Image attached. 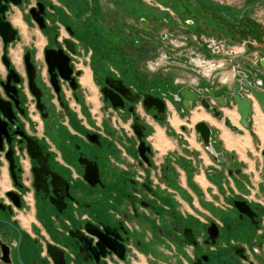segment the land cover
I'll list each match as a JSON object with an SVG mask.
<instances>
[{"label": "flooded vegetation", "instance_id": "af4514ba", "mask_svg": "<svg viewBox=\"0 0 264 264\" xmlns=\"http://www.w3.org/2000/svg\"><path fill=\"white\" fill-rule=\"evenodd\" d=\"M69 1L0 0V20L14 31L10 42L0 36V264H158V247L169 250L174 245L182 250L183 264H264V200L233 197L225 206L235 214L231 224L211 218L194 225L178 219L175 211L163 214L159 195L175 198L179 162L167 152L154 168L151 142V121L175 138L170 126L173 110L183 120L176 138L185 140L183 134L195 133L212 161L209 177L240 176L236 156L222 147L218 132L204 120H192L201 118L200 109L216 119H221L223 108L231 115L228 110L237 111L232 99L220 106L215 98L232 90L239 71L264 91V81H252L240 67L238 59L248 47L226 54L227 37L218 32L198 35L189 28H202L199 22H204L206 29L211 21L222 30V17L209 11L196 24L154 0H130L132 5L115 0L112 7L104 0ZM137 8L142 16H135ZM248 8L233 19L243 18ZM33 26L39 38L33 45L22 44L16 53L19 28ZM239 30L242 26L232 25L234 37ZM192 45L213 49L216 67L206 71L198 62L197 70L191 64L182 66L176 58L191 59ZM46 50H52L51 68ZM262 58L251 55L252 67L264 66ZM184 86L197 94L189 107L179 93ZM249 94L243 92L248 98ZM146 95L151 103L156 97L163 101L162 119L154 104L144 108ZM202 98L216 106L220 116L205 109ZM200 121L211 129L218 161L195 132ZM141 142L149 147L146 159L139 151ZM111 155L121 156L117 166L126 173L123 196L119 203L108 199L95 213L88 200L106 197L101 192L106 187L102 174ZM189 157L192 171L200 170L196 155L190 152ZM236 201L245 202L248 213L241 212ZM67 211L73 218L66 216ZM211 224L216 225V234L208 231Z\"/></svg>", "mask_w": 264, "mask_h": 264}, {"label": "crops", "instance_id": "0c3cea01", "mask_svg": "<svg viewBox=\"0 0 264 264\" xmlns=\"http://www.w3.org/2000/svg\"><path fill=\"white\" fill-rule=\"evenodd\" d=\"M67 1L70 2L69 0ZM104 4L108 7H112L117 3L115 0H104ZM134 12L135 16H139L142 13L138 9H135ZM184 18L190 19L193 22L196 21V19L189 17ZM191 27L193 26L190 25L189 28ZM251 55H254V53L248 50L243 57L238 59V61H241L242 63L240 67L242 70L247 72L249 79H252V81L260 79L264 81V66H260L258 69L252 67L251 62L249 61ZM260 57H264V55H261ZM198 111L202 116L196 120L193 119L192 123H195L198 120H204L210 125L212 132H218V139L221 140L222 147L226 151L235 154L237 163L242 169V173L240 176H234L232 178L226 177V179L216 176L209 177L207 175V170L211 168L212 161L202 148L199 138L194 132H191L188 135L183 134L185 140L183 138H176V136H180L179 129L183 120L178 117V114L175 111L171 110L170 126L172 128V133L175 134V138L168 137L166 135V128L164 126L151 121V126L154 129L151 142L153 149L156 152L153 158L154 168H156L157 164L162 162V158L167 152L173 153L178 158L177 161L179 162V165L176 166L178 177L176 178V188L174 189L175 198H171V195L167 194L159 195L161 203L164 206L160 209L163 214L168 216L175 211L178 219L186 220L189 224L195 223L194 225H197L196 222L199 221L202 223V220H209L211 218L218 220L222 224H231L234 221L235 214L230 207L225 206L229 205L233 197H240L239 193L246 190L247 184L251 186L254 185L251 181L254 180V176L257 172V175H259L262 180L257 188L261 191L260 193L262 197L258 195V198L264 200V178L260 174L263 164L261 153V158L259 159L260 163L257 167L254 161V156H248V153H246L248 146H250V144L253 145V141L250 137L252 135L249 134L250 131H252L257 136L258 141L263 144L262 148L264 147V137H260L261 131L259 132L258 126V123L262 126V132L264 134V112L260 110L257 102H254L253 110L251 112L250 126L248 128H244L239 123V114L236 110H228L232 112V115H229L226 112L227 109L223 108L221 119L212 117L202 109ZM104 115L105 112L100 113L102 118H104ZM172 120L175 122L173 123ZM227 121L230 126L226 124ZM251 127L253 129H251ZM234 128L241 130V134L236 135L233 130ZM126 148L130 153L132 149H130L127 145ZM190 152H193L196 155V162L200 165V170L196 172H193L191 169L193 163L189 157ZM120 157V155L118 157L111 155L109 162L110 165H105L106 167H104L102 179L106 187L101 192L104 193L106 197L101 200L96 198H90L88 200L92 205H94L95 213H97L99 206L106 203L108 199H112L119 203L121 197L123 196L121 193L123 191L122 181L126 178V173L122 168L117 166V162L120 161ZM240 162L242 163L240 164ZM243 163L244 167L242 166ZM204 169L206 170V173ZM225 182L228 183V186ZM216 184L218 186H216ZM114 190L116 191L115 195L111 193ZM99 191L100 190L96 188L93 193L97 194ZM79 199L84 200L83 196H79ZM151 227L153 229L155 228L153 222ZM181 251L182 250L180 247H177V245L176 247L174 245L169 250L168 248L165 250L158 247L155 257L158 260V264H183ZM148 252L149 251H146L144 253L150 254ZM152 254L154 256V253ZM142 258L146 261L145 257Z\"/></svg>", "mask_w": 264, "mask_h": 264}, {"label": "rangeland", "instance_id": "374dc122", "mask_svg": "<svg viewBox=\"0 0 264 264\" xmlns=\"http://www.w3.org/2000/svg\"><path fill=\"white\" fill-rule=\"evenodd\" d=\"M34 1V0H32ZM127 1V0H126ZM125 1V2H126ZM130 2V0H128ZM252 0H207L205 2H198V0H154L155 5H159L161 7H169L171 11H173L176 16L180 17H189L192 19L201 20L200 18L203 16V14L206 11L211 12L212 14L215 13L218 16H221L223 21H222V30L216 28L215 22H207L208 24L206 25V29L203 28V23L204 22H199L202 25V28L199 26H194L191 27L190 29H194L196 31V34L201 35L202 31L209 34L212 33L214 34L215 32L221 33V36L227 37V43L228 46L225 47V49L229 50L230 48H233L234 50H241L244 47L247 48V50L253 52L257 56L264 55V0L251 5L244 13L245 15L241 19H236L233 17H229L225 14H221L220 8H222L225 12L230 13L233 16H236L238 14V11L242 8V6ZM131 3V2H130ZM213 3L218 4L220 7L218 9L217 6H215ZM132 4V3H131ZM126 6V5H125ZM127 6H130L127 4ZM138 9V8H137ZM212 16V15H211ZM210 16V17H211ZM252 18L255 19L256 24H252ZM195 21V22H196ZM213 21V19H212ZM251 22V24H249ZM197 24V22H196ZM239 25L242 26V30H239L238 37H234V33L232 31V25ZM20 29V35H21V40L17 42L16 47L14 51L17 53L19 52L20 54V47L22 44H27L33 45V42L35 43L36 40L39 38V33L36 27H30L28 29ZM186 31H188L186 29ZM188 34L194 33L193 31L187 32ZM24 35L27 36L26 39H24ZM83 37V36H81ZM199 47V48H197ZM161 49V47H158ZM189 53L191 54V59L190 56L187 57L188 61L183 60L184 57H177L176 60L180 61L182 66L184 67H189V65H193V69H196V65L193 64L192 60L194 58L198 59H205L208 61H213L215 63L214 56H217L215 52H211L208 48H205L204 46H194L188 47ZM194 51V53H192ZM185 54V53H184ZM183 54V55H184ZM183 60V61H182ZM192 62V63H191ZM143 65V64H141ZM155 66V64H152ZM151 65V66H152ZM191 67V66H190ZM228 67V66H227ZM199 69V68H198ZM228 70V68H226ZM97 105V104H95ZM141 111V110H140ZM97 114V113H96ZM231 115L230 113H228ZM98 116V115H97ZM256 120V116H255ZM251 129H253L251 127ZM235 131L236 135L241 134V130H238L236 128L233 129ZM252 136L251 139L253 141V145L250 144L248 148L246 149V153H248V156H254V161L256 164V167L259 166L260 163V150L262 148V143L258 141L257 136L250 131ZM261 136V135H260ZM262 138V137H261ZM242 162H240L241 164ZM244 163L242 164V166ZM244 167V166H243ZM258 171V170H256ZM258 173V172H257ZM257 173L254 176V180H252L253 186L249 185V190H245L244 192H240L239 196L240 197H246L248 198L251 202H256L260 198H258V195L262 197L261 191H259L258 185L262 182L261 178ZM253 188V189H252ZM255 190V192H254ZM253 191V192H252ZM252 193L254 195H252ZM260 193V194H259ZM225 198V197H224ZM261 200V199H260ZM66 216L73 218L72 214L70 211L66 212Z\"/></svg>", "mask_w": 264, "mask_h": 264}, {"label": "water", "instance_id": "95a60500", "mask_svg": "<svg viewBox=\"0 0 264 264\" xmlns=\"http://www.w3.org/2000/svg\"><path fill=\"white\" fill-rule=\"evenodd\" d=\"M10 1H12L14 4H18L20 2V0H10ZM260 1H262V0H252V1L244 4L242 6V8L240 9L239 14L236 16V18H239L241 12L244 9L248 8L249 6H251L253 4L259 3ZM213 4L215 6H217L218 8H220L218 6V4H216V3H213ZM2 11H3V8H0V13ZM223 12L226 15L233 17V15H231L225 11H223ZM35 19L38 22L40 21L38 18H35ZM0 36L2 37L4 43L10 42L11 40L14 39V31L11 30L10 25L7 22H1V20H0ZM50 52H52V50H46V52H45L47 55V61L49 64H50V61H49V53ZM27 61H28V59H26V62ZM64 64L67 66V59L64 61ZM261 64L264 65V58L261 59ZM51 67L52 66L50 64V68ZM238 75L240 78L235 80V82L233 83V86H232V90L230 92L224 93V95H222L220 97H216L215 101L217 102L218 105L224 106V105H226V100L232 99L235 102L237 112L240 115V124L244 128H247L248 123L250 121V113H251L253 100H255L258 103L259 108L262 111H264V91L259 90L257 87H255V85H253L250 81H248L246 79L247 76L243 72L239 71ZM192 90H193V88L191 86H184L183 88H181L179 90L180 95L185 99L183 101V104L186 105L187 107L190 106L191 101H195L197 99V94L193 93ZM243 92H246V93L250 92V94H249L250 98L243 95ZM198 93H203V91L198 90ZM210 94L212 95L213 92L211 91ZM147 98H148V95L145 96V99L143 101L144 108L146 110H149L150 106L152 104H154L158 110L159 118L162 119L163 113H164L163 101L160 100L158 97H156V98H153L154 100H152V101H154V103H151ZM201 103L205 109L211 110L213 112L214 116H217V117L220 116L221 112H220V110H218V108L216 106H211L209 104V102L203 98L201 99ZM113 106L116 107V105H113ZM133 127L135 129V125ZM194 129H195L196 134L200 136L204 148H206V150L210 153L212 159L215 161H218L216 152H215V150L212 146V143H211V129L208 126V124L205 123L204 121H200V122L195 124ZM138 135H139V137L142 136L141 134H138ZM139 151H140L142 157L144 159H146V157L144 156V152L149 151V147H146L144 145V142H141V144L139 146ZM261 156H262V160H263L262 177H264V148H262V150H261ZM223 157H225V156H223ZM94 172H95V170H94ZM85 177L87 178V168H86ZM234 204L238 207V209L241 212H246L249 209L246 206L245 202L236 201V202H234ZM246 213H248V212H246ZM208 231L216 234V231H217L216 225L211 224V226L208 228ZM92 233L95 234L94 232H92Z\"/></svg>", "mask_w": 264, "mask_h": 264}, {"label": "built area", "instance_id": "2783aa9c", "mask_svg": "<svg viewBox=\"0 0 264 264\" xmlns=\"http://www.w3.org/2000/svg\"><path fill=\"white\" fill-rule=\"evenodd\" d=\"M212 46V48H213V45H211ZM232 48H230L229 50H226V54H230L231 52H236L234 49L233 50H231ZM211 50V49H210ZM212 51H213V49H212ZM211 51V52H212ZM238 51H240V49L238 50ZM214 53V52H213ZM216 53V52H215ZM193 58V57H192ZM193 61H194V63L193 64H195V63H197L198 62V64L197 65H199V66H201L204 70H206V71H209V70H212V69H214L215 67H216V63H213V61L211 60V61H208V60H205V59H200V58H198V59H196V58H194L193 59ZM196 61V62H195Z\"/></svg>", "mask_w": 264, "mask_h": 264}, {"label": "bare ground", "instance_id": "6f19581e", "mask_svg": "<svg viewBox=\"0 0 264 264\" xmlns=\"http://www.w3.org/2000/svg\"><path fill=\"white\" fill-rule=\"evenodd\" d=\"M258 126H259V132L261 131V133H260L261 136H260V137L263 138V137H264V134H263V132H262V129H263V128H262V126H260L259 123H258Z\"/></svg>", "mask_w": 264, "mask_h": 264}]
</instances>
